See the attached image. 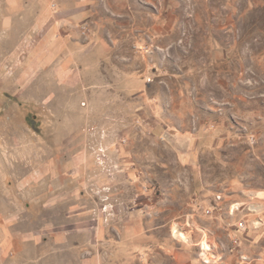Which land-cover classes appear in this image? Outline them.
Masks as SVG:
<instances>
[{"label":"rangeland","instance_id":"rangeland-1","mask_svg":"<svg viewBox=\"0 0 264 264\" xmlns=\"http://www.w3.org/2000/svg\"><path fill=\"white\" fill-rule=\"evenodd\" d=\"M170 1L161 16L175 22L159 36L154 32L157 43H135L131 29L112 27L121 43L107 61L106 82L124 88L132 72L139 83L153 82L151 88L106 91L104 78L96 91L87 92L80 81L56 86L43 77L34 88L11 90L3 80L9 73L15 76L20 59L6 66L0 60V228L3 218L23 212L32 215L28 224L36 217L42 228L62 222L72 210L112 216L117 209L112 198L125 182L134 183L138 196H144L139 200L152 195L173 211L207 192L232 196L230 187H242L238 198L217 197V205L185 218V225L173 222L176 242L192 245L193 236L198 242L203 236L202 253L201 245L196 247L201 264H225L217 252L224 253L222 242L201 227L224 221L225 213L233 223H245L244 231L237 224L233 228L240 235L254 222L260 226L264 0ZM160 124L167 136L154 130ZM185 135L192 137L189 144L197 141L196 166L181 160L175 147ZM240 259L253 264L248 257Z\"/></svg>","mask_w":264,"mask_h":264},{"label":"crops","instance_id":"crops-1","mask_svg":"<svg viewBox=\"0 0 264 264\" xmlns=\"http://www.w3.org/2000/svg\"><path fill=\"white\" fill-rule=\"evenodd\" d=\"M170 2V0L2 2L0 60L4 61L3 65L6 66L20 59V66L14 72L15 76L9 73L3 80V85L11 90H19L24 86L34 88L41 85L40 80L43 77H51V82L56 86L61 83L66 87H74L81 82L83 90L93 92L96 91L95 88L101 79L105 78L103 90L106 91L134 92L142 86L151 88L153 82L139 83L135 78L137 74H133V81L132 72L126 75L129 77V83H126L124 88L114 82V84L106 82V77L110 76L107 61L113 57L116 45L121 43L118 36L113 34L112 27L116 24V28L120 29L125 25V28L131 29L130 37L135 38L136 35L140 39L135 38V43H157L158 38L154 32H158L159 36L164 26L170 27L175 22L166 14L161 16L163 11L170 10ZM111 71L113 72V69ZM155 129L163 136L168 135V129L161 124ZM188 138L192 137L185 135L183 140L179 139L175 147L181 160L187 162V165L196 166V157L201 154L196 152L199 148L197 141L189 144L186 141ZM197 138H201L199 134ZM122 184L124 185L119 187L120 192L112 198L117 201L114 202L117 209L113 211L112 216H108L103 210H99L96 215L84 210L82 212L72 210L65 213L62 222L48 224L47 228H42L41 223L36 224V217L33 224H28L27 215H32L25 212L3 218L4 223L0 228V264H201L199 259L201 254L197 253L196 247L201 245V252L203 236L199 239L200 242L196 241L197 235L193 236L194 247L176 242L173 222L182 220L185 225V218L199 216V212L205 211L203 208L217 205L219 202L217 197L220 196L228 202L231 198H238L236 194L242 190V187L233 185L229 189L234 193L232 196L217 191L209 193L205 191L207 193H201V197L197 196L198 200H193L189 204L184 202L180 210L173 211L165 207L166 201L156 203L152 195L139 200L144 196H138L133 182ZM105 202H102L103 207H106ZM187 208L188 212L190 209L192 211L188 215ZM224 218V221H211L206 228L201 227L204 234L207 229L222 242L224 253L221 252V255L219 251L217 252L220 254L219 257H225L223 263L233 264L235 261L241 264L243 262L240 258L244 256L253 264H264V216L259 217L262 218L260 226L256 227L254 222V226L251 225L253 227L249 228L246 235H240L233 229L237 222L233 223L227 213ZM232 233L234 235L237 233L235 239L239 238L236 245L232 242ZM240 239L242 241L239 245Z\"/></svg>","mask_w":264,"mask_h":264},{"label":"built area","instance_id":"built-area-1","mask_svg":"<svg viewBox=\"0 0 264 264\" xmlns=\"http://www.w3.org/2000/svg\"><path fill=\"white\" fill-rule=\"evenodd\" d=\"M237 228H238V230L244 231L246 229V225L244 222L240 221L237 223ZM235 241H236V243L238 242L237 239H235ZM242 260H243V258H242Z\"/></svg>","mask_w":264,"mask_h":264}]
</instances>
